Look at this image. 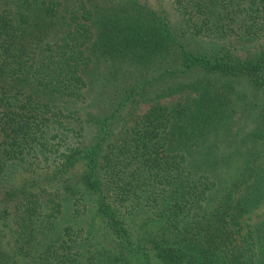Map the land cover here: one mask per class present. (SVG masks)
<instances>
[{"label":"trees","instance_id":"16d2710c","mask_svg":"<svg viewBox=\"0 0 264 264\" xmlns=\"http://www.w3.org/2000/svg\"><path fill=\"white\" fill-rule=\"evenodd\" d=\"M119 1L0 0V264H264V0H173L212 53Z\"/></svg>","mask_w":264,"mask_h":264},{"label":"rangeland","instance_id":"374dc122","mask_svg":"<svg viewBox=\"0 0 264 264\" xmlns=\"http://www.w3.org/2000/svg\"><path fill=\"white\" fill-rule=\"evenodd\" d=\"M129 1V0H120L119 2ZM137 2L134 3L136 6L140 7V9H144L147 12H152L158 17L162 18L166 21L169 27L173 32L179 34L180 30L185 29L188 34L185 35V41L187 43V49H192L193 52H202V53H212L215 52L214 47L216 44L215 41L210 40V37L205 35H196L192 32V28L189 25H184L185 22L182 20L179 14H177L175 10V4L173 0H132ZM135 6V7H136ZM184 25V26H183ZM221 41V40H220ZM218 45V44H216ZM189 49V50H190ZM229 50L236 56L240 58H251L256 56L259 52L257 47L249 46L248 44H235V45H227L226 51L229 53ZM249 56V57H248ZM99 63H94L89 70V78L90 82L87 87V102H89V106L86 108L91 114H100L98 109H104L103 105L107 99H110L112 93H116V91L123 89L124 86H128L129 84H125L123 78L120 75L125 72V69L121 68L119 72H117V76L111 77L108 73V69H106V65L102 60ZM163 63L160 65H151L148 67L152 73H159L163 71ZM155 69V70H153ZM144 69L142 71H145ZM139 71V70H138ZM145 73V72H144ZM144 75V74H143ZM120 76V77H119ZM146 76V75H145ZM110 78V79H109ZM148 106L147 101H140L138 111L146 109ZM94 120V118H93ZM96 125L94 122H91L86 125L85 133L89 137V141H92V136L95 135L99 130H95ZM65 202V201H64ZM63 202V203H64ZM68 205V202H65V206ZM62 214L57 218L56 223H58L59 228H62L64 225L71 224L72 220L70 218V210L67 209L66 214L64 213V209L62 210ZM141 217L143 215H140ZM264 218V204L253 209V211L243 217L245 227L248 228L250 225L258 222ZM55 235V232L54 234ZM5 244L7 242L4 239Z\"/></svg>","mask_w":264,"mask_h":264}]
</instances>
